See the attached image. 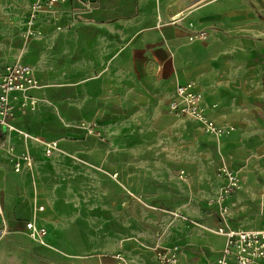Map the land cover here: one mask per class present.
I'll list each match as a JSON object with an SVG mask.
<instances>
[{"label": "crops", "instance_id": "crops-1", "mask_svg": "<svg viewBox=\"0 0 264 264\" xmlns=\"http://www.w3.org/2000/svg\"><path fill=\"white\" fill-rule=\"evenodd\" d=\"M15 13L12 2L0 0V37L8 38L3 45L9 48L18 32L30 29L27 13L23 29L16 28ZM32 30L20 57L37 79L30 91L35 105L29 110L16 105L15 126L26 131L24 120L28 127L97 120L99 130L116 140L145 133L151 120L159 129L169 127L170 148L196 149L185 165L188 177L202 181L194 195L205 207L196 219L178 218L185 228L178 264H216L225 242L215 232L218 226H263L264 0H65L40 11ZM9 60L13 57L0 62ZM185 81L200 89L207 116L223 127L221 135L205 132L189 115L169 111L175 84ZM179 129L185 138L178 145ZM7 134L12 132L0 128V137ZM12 141L15 153L23 150L16 138ZM145 145L137 141L126 147ZM97 155L99 150L90 157L97 161ZM228 174L237 186L221 198ZM33 180L25 179L26 187L37 194ZM121 185L130 190L123 180ZM116 186L105 196L126 198ZM141 190L138 183L136 191ZM221 204L226 206L222 215ZM31 243L21 234L0 236V264H35L28 253Z\"/></svg>", "mask_w": 264, "mask_h": 264}, {"label": "rangeland", "instance_id": "rangeland-1", "mask_svg": "<svg viewBox=\"0 0 264 264\" xmlns=\"http://www.w3.org/2000/svg\"><path fill=\"white\" fill-rule=\"evenodd\" d=\"M3 1L14 4L13 24L20 31L26 13L30 19L34 0ZM26 33L18 32L11 48L3 45L8 38L0 37L1 60L20 56ZM93 122L97 124V120L43 121L28 127L24 120L22 127L30 135L43 133L48 140L57 141V149L50 154L17 132L0 137L13 148L12 138L24 148L29 146L34 159L33 170L15 171L11 159L0 151L4 193V198L0 197V236L28 237L32 242L28 253L35 264H158L157 249L180 245L185 228L178 218L196 219V212L205 207L203 199L194 195L202 190V181L190 173L188 177L185 165L198 152L170 148L169 127L159 129L151 120L145 133L119 135L116 140L101 131L99 135L88 132L86 126ZM177 131L179 145L185 136L182 130ZM137 141L146 145L126 147ZM95 150L100 152L97 161L90 157ZM180 170L186 174L184 178L179 176ZM209 175L212 177V172ZM30 177L36 181L37 194L27 190L25 179ZM122 180L130 190H124ZM114 183L118 194L126 198L105 196ZM138 183L142 184L140 192L136 191ZM40 205L42 210L37 209ZM30 219L44 228L42 237L24 229Z\"/></svg>", "mask_w": 264, "mask_h": 264}, {"label": "built area", "instance_id": "built-area-1", "mask_svg": "<svg viewBox=\"0 0 264 264\" xmlns=\"http://www.w3.org/2000/svg\"><path fill=\"white\" fill-rule=\"evenodd\" d=\"M65 0H34L30 6V19L28 20L27 34L34 32L32 30L33 21L36 15L45 9H49L58 2ZM203 37L204 31L197 33ZM37 85V79L34 75L30 63L24 62L20 56L13 60L0 62V128L7 132H17L25 140L32 138L42 146L45 154H50L57 149L56 140H48L42 135L32 136L27 131L15 126L12 119L15 115L16 105L20 109H31L35 105V99L30 91ZM202 104V92L192 81L177 82L168 100V109L176 115H189L201 122L205 132L213 135H221L223 127L216 124L209 118ZM90 133L99 135L101 132L98 125L93 122L86 126ZM0 151H4L11 157L15 171L22 169L33 170V156L29 149L25 147L22 152L15 153L10 143L0 141ZM179 176L184 178V171L180 170ZM229 177V184L222 189L221 198L230 194L237 180L232 174ZM42 210L43 206L37 208ZM220 214L226 212V206L221 204ZM26 229L32 235L42 237L44 228L37 226L33 220L27 221ZM215 232L224 235L225 242L217 258L216 264H264V224L260 228H231L229 226H218ZM180 246L174 244L169 247L156 250L158 264H178Z\"/></svg>", "mask_w": 264, "mask_h": 264}, {"label": "bare ground", "instance_id": "bare-ground-1", "mask_svg": "<svg viewBox=\"0 0 264 264\" xmlns=\"http://www.w3.org/2000/svg\"><path fill=\"white\" fill-rule=\"evenodd\" d=\"M32 188H33L34 192L37 193V190H36V181L35 180L32 181Z\"/></svg>", "mask_w": 264, "mask_h": 264}, {"label": "water", "instance_id": "water-1", "mask_svg": "<svg viewBox=\"0 0 264 264\" xmlns=\"http://www.w3.org/2000/svg\"><path fill=\"white\" fill-rule=\"evenodd\" d=\"M197 0H185V2H187L188 4H191V3H194L196 2Z\"/></svg>", "mask_w": 264, "mask_h": 264}]
</instances>
